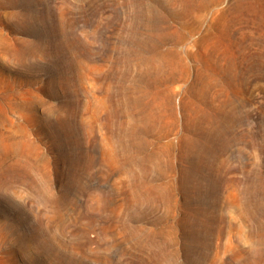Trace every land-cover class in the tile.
Masks as SVG:
<instances>
[{"label":"rangeland","instance_id":"1","mask_svg":"<svg viewBox=\"0 0 264 264\" xmlns=\"http://www.w3.org/2000/svg\"><path fill=\"white\" fill-rule=\"evenodd\" d=\"M167 91L172 116L136 127ZM205 112L212 166L188 188ZM248 254L264 260V0H0V264Z\"/></svg>","mask_w":264,"mask_h":264},{"label":"bare ground","instance_id":"2","mask_svg":"<svg viewBox=\"0 0 264 264\" xmlns=\"http://www.w3.org/2000/svg\"><path fill=\"white\" fill-rule=\"evenodd\" d=\"M155 66L157 69H161L163 67V63L157 62L155 63ZM158 95L159 94L157 93L152 95L149 101L147 102L143 101L142 107L140 106L141 107V109H139L140 119L136 127H139L144 132L150 133L156 128L160 120V117L158 115L159 104L164 105L163 108L165 109V111H167L172 116V108L170 105L171 93L167 91L165 94V98L162 97L160 101L157 100ZM144 96H148V95L144 94ZM203 116L205 117L204 118L200 117L195 119L193 123V127H191V129L189 130L190 135L187 137L185 136L181 142L182 151L184 155L187 156V159L185 158L179 164L182 165L183 162L190 160L189 166L188 167L185 166L186 168L183 170V183L188 188L190 186L195 187L198 184L200 185L201 176L205 168L210 169L212 166V164L210 163L212 160L210 161V157H209L210 155L208 151V147H209L208 144L211 139V121H210V116L207 112H205ZM207 145L208 147L204 148ZM190 156L194 158H191ZM191 159H193L192 162ZM140 161H141L142 170L143 172L146 173H148L150 170L158 168L160 163V161L155 162L150 158ZM148 161L151 162L152 164L147 163ZM113 162L119 165V169H121V171H124L125 173H130L132 171V166L135 162V159H133V157L129 156L128 154L125 155L124 158H119V156L116 155ZM169 164L171 169L175 170L177 168V164L174 163L173 161H170ZM200 258L202 259L204 258V256L198 257L199 260ZM241 264H264V260L260 254H248Z\"/></svg>","mask_w":264,"mask_h":264}]
</instances>
